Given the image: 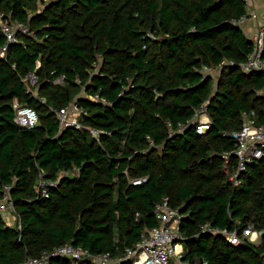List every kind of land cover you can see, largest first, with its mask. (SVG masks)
<instances>
[{"label": "trees", "instance_id": "trees-1", "mask_svg": "<svg viewBox=\"0 0 264 264\" xmlns=\"http://www.w3.org/2000/svg\"><path fill=\"white\" fill-rule=\"evenodd\" d=\"M0 14L35 35L19 34L0 61V197L10 186L17 216L12 226L0 215V264L65 244L122 256L158 226L164 197L181 213L185 262L264 264V159L234 187L220 156L234 150L224 133L241 128L243 112L264 124V74L238 67L252 49L238 24L243 0H0ZM224 60L237 65L222 69L213 91L200 69ZM30 73L47 105L27 93ZM15 99L38 111V126L15 123ZM73 103L87 111L84 125L104 132L99 140L60 130L52 110ZM201 110L211 121L203 135ZM41 170L57 182L48 197L36 189ZM206 225L240 235L252 225L263 236L232 245Z\"/></svg>", "mask_w": 264, "mask_h": 264}, {"label": "built area", "instance_id": "built-area-1", "mask_svg": "<svg viewBox=\"0 0 264 264\" xmlns=\"http://www.w3.org/2000/svg\"><path fill=\"white\" fill-rule=\"evenodd\" d=\"M46 3L57 0H45ZM247 7V15L243 16L238 24L242 28H246L250 21L256 23V30L251 34L252 49L246 61L238 64V67L245 74H250L254 71L264 74V7L262 10L254 8L253 0H243ZM0 30L5 37V43L0 45V61L6 60L9 54L10 47L17 42L19 34L31 33L25 23L18 20H13L10 16L5 17L0 14ZM153 38V35H149ZM237 65L233 60H224L220 67L203 66L200 71L204 77L212 76L215 71L222 73V69L227 66ZM64 76L57 80V83L64 81ZM22 81L26 84L27 93L31 94L40 101L41 104L47 105V99L40 97L38 93V78L35 73H30L23 77ZM261 94H264V88ZM94 101L107 105L105 99H100L99 96L93 98ZM15 110V123L21 127L34 128L40 124L38 111L29 106L21 104L17 99L13 102ZM59 122L60 130L67 128H75L77 130L87 129L91 136L99 140L104 133L94 127L83 124L82 119L87 115V111L79 108L75 103L65 106L61 109L52 110ZM200 112L204 113V110ZM206 114V113H205ZM208 117V116H207ZM211 125L208 118L206 121H200L196 125L198 134H205ZM184 126L180 127V132ZM224 136H228L235 141V148L232 152H222L221 157L225 160V173L229 182L238 187L241 184L240 177L247 169L264 159V124L258 121V117L254 111L243 112L242 126L234 132H225ZM151 145L153 142L151 141ZM234 158V159H232ZM234 160V162H232ZM146 178H141L133 181V184L138 185L146 182ZM57 182L45 178V172L40 171L36 189L44 196H49V187L56 186ZM0 215L6 222L17 221L16 209L11 195V187L4 186L2 196L0 197ZM155 216L158 221V226L147 229L138 241L132 247L125 249L122 256L114 257L110 253L94 255L81 246L73 244H65L56 247L50 252H43L39 257L28 258L21 264H53V258L63 257L72 260L75 264H121L123 261H130L133 264H172L174 260L179 263H187L184 260L185 248L181 244V235L179 225L181 222V213L179 209L174 208L170 204L169 197H164L155 208ZM204 232L213 235H222L232 245H238L245 238L254 244L261 242L263 232L257 231L252 225L242 229L241 235L237 231L229 232L213 228L211 225L203 227ZM199 264H208L207 261H202Z\"/></svg>", "mask_w": 264, "mask_h": 264}, {"label": "rangeland", "instance_id": "rangeland-1", "mask_svg": "<svg viewBox=\"0 0 264 264\" xmlns=\"http://www.w3.org/2000/svg\"><path fill=\"white\" fill-rule=\"evenodd\" d=\"M263 3H264V0H263ZM261 6V5H260ZM262 7H263V4H262ZM97 71V70H95ZM220 72L218 71H215L213 74H212V77H213V91H216L218 90V82L220 80ZM81 96H84L85 95V92L81 91L80 93ZM197 119L200 120V121H206L208 119L207 115L203 112H199L198 115H197ZM12 220V219H11ZM12 226H15L16 222L14 223V221L12 220ZM172 264H187V263H179L178 261L174 260Z\"/></svg>", "mask_w": 264, "mask_h": 264}, {"label": "crops", "instance_id": "crops-1", "mask_svg": "<svg viewBox=\"0 0 264 264\" xmlns=\"http://www.w3.org/2000/svg\"><path fill=\"white\" fill-rule=\"evenodd\" d=\"M254 2V8H257L258 10H262V8L264 7V3L263 0H253ZM263 4V7H262ZM261 5V6H260ZM245 31L246 36L250 39L251 34L256 30V23L253 21H250L246 28H242ZM221 74V73H220ZM211 78H213L212 76H210ZM14 221V220H13ZM12 220L10 222V225L12 224ZM15 223V222H14Z\"/></svg>", "mask_w": 264, "mask_h": 264}]
</instances>
